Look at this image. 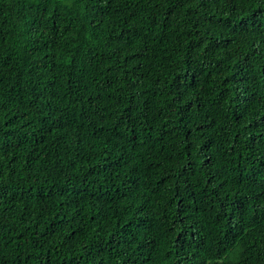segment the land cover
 <instances>
[{"label": "trees", "instance_id": "obj_1", "mask_svg": "<svg viewBox=\"0 0 264 264\" xmlns=\"http://www.w3.org/2000/svg\"><path fill=\"white\" fill-rule=\"evenodd\" d=\"M0 264H264V0H0Z\"/></svg>", "mask_w": 264, "mask_h": 264}]
</instances>
